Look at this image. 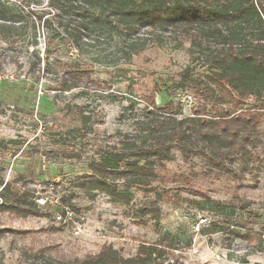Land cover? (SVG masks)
I'll return each mask as SVG.
<instances>
[{
    "label": "rangeland",
    "instance_id": "rangeland-1",
    "mask_svg": "<svg viewBox=\"0 0 264 264\" xmlns=\"http://www.w3.org/2000/svg\"><path fill=\"white\" fill-rule=\"evenodd\" d=\"M3 1L18 11L21 22L10 31L17 36L15 46L0 40V192L6 184L29 191L28 202L42 216L0 210V264H29L40 250L45 264H65L104 246L131 257L144 243H161L183 264H264V160L248 164L237 178L212 172L199 159L186 162L176 152L159 170L157 190L131 189L129 204L101 192L91 198L77 188L99 149L116 142V133L131 132L150 99L161 108L173 103L179 118L206 102L178 89L185 69L205 70L202 61H191L190 44L160 28H142L135 35L95 28L76 41L69 35L76 34L73 25H56L47 55L38 16L49 10L48 1ZM59 60L76 61L90 71L80 88L56 91ZM130 105L132 111L122 118ZM260 106L248 99L232 111ZM260 114L264 131V110ZM73 150L80 158L65 156ZM187 185L223 205L242 200L249 209L203 210L206 200ZM228 217L244 225L238 233L225 226ZM212 219L224 231L210 234L206 225Z\"/></svg>",
    "mask_w": 264,
    "mask_h": 264
},
{
    "label": "trees",
    "instance_id": "trees-1",
    "mask_svg": "<svg viewBox=\"0 0 264 264\" xmlns=\"http://www.w3.org/2000/svg\"><path fill=\"white\" fill-rule=\"evenodd\" d=\"M47 1L49 10L40 11L38 16L46 32L47 55L56 37V25L65 29L73 25L76 34L69 35L76 41L87 30L95 28L112 27L129 35L137 34L142 28H160L179 34L184 43L190 44L191 61H202L205 68L196 74L194 67H188L177 83L178 89L206 101L197 106L193 115L179 118L173 103L161 108L157 99H150L133 121L131 132L116 133L113 136L116 142L108 144L105 150L99 149L97 157L87 164L89 173L77 179V188L91 198L101 192L115 202L129 204L131 189L157 190L159 170L175 158L176 152L186 162L199 159L210 171L237 178H242L248 164L264 160V131L260 120L264 110V0ZM20 22L18 11L0 0V40L10 47L17 43L16 34L10 31ZM32 53L37 57L35 49ZM47 63L49 73V57ZM57 63L61 68L56 74L59 92L80 88L81 80L91 74L76 61ZM248 99H254L261 106L232 111ZM207 108L209 112L203 113ZM132 109L131 105L126 107L122 118ZM80 114L87 121L86 115ZM65 156L80 158L77 150ZM236 162L241 164L238 169ZM192 192L206 200L203 210L249 209L242 200L223 205L200 191ZM28 197L29 191L14 190L6 184L0 192V210L42 216L36 205L28 202ZM230 218L225 226L234 227L231 230L238 233L237 228L244 225L232 223ZM206 226L210 234L224 231L214 219ZM43 254L44 250L38 251L29 264H45L38 258ZM170 254L161 243L141 244L131 257L123 256L112 246H104L97 254L73 258L65 264H183Z\"/></svg>",
    "mask_w": 264,
    "mask_h": 264
}]
</instances>
